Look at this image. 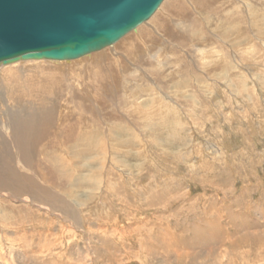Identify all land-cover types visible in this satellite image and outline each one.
Here are the masks:
<instances>
[{
  "label": "rangeland",
  "instance_id": "374dc122",
  "mask_svg": "<svg viewBox=\"0 0 264 264\" xmlns=\"http://www.w3.org/2000/svg\"><path fill=\"white\" fill-rule=\"evenodd\" d=\"M174 1L80 58L0 65V155L26 123L23 175L69 206L0 196V264H264V0ZM262 13L235 81L201 66V41L237 58L220 31Z\"/></svg>",
  "mask_w": 264,
  "mask_h": 264
},
{
  "label": "water",
  "instance_id": "95a60500",
  "mask_svg": "<svg viewBox=\"0 0 264 264\" xmlns=\"http://www.w3.org/2000/svg\"><path fill=\"white\" fill-rule=\"evenodd\" d=\"M163 0H0V64L72 60L112 45Z\"/></svg>",
  "mask_w": 264,
  "mask_h": 264
},
{
  "label": "bare ground",
  "instance_id": "6f19581e",
  "mask_svg": "<svg viewBox=\"0 0 264 264\" xmlns=\"http://www.w3.org/2000/svg\"><path fill=\"white\" fill-rule=\"evenodd\" d=\"M180 2L181 0H175L170 5V7L177 6L179 5ZM213 6H214L213 0H206L205 2L201 3L199 7L206 8V12L208 13L210 7H213ZM261 16H263V13L259 17L253 16L252 21L254 22V24L252 26L249 25L248 28H244L241 22L233 21L234 23H232V18H230L228 22L229 27H226L225 30L220 31V36L223 37L224 39H228L231 34L234 35V38L232 39V41L234 42L230 43L231 48H233V50H236V51H242V52H239L240 55L237 58H235V56L231 52H227L223 58L220 57L218 53L219 50L217 49V46L215 44L216 40L213 37L214 34L213 35L211 34L210 37L206 38L204 41H201L202 32H203V29L206 23L205 17L201 18L202 23L201 21L196 22V21L189 20L188 22L189 26L185 33L188 34V32L191 31L193 38L194 39L199 38V41H201V44H200L201 46L200 48H198V51L200 52L199 62L201 63V66H203L204 68H208L210 66H213L215 63H217L220 60L222 61L224 59H228L225 62H221V64L219 65V69L222 72H226L222 76L223 78L229 80L230 82L235 81L236 75H234V73H231L229 69L231 68L230 67L231 62L237 59V61L240 64H247V62L249 61V57L243 52L244 47L242 45L247 43L249 41V37L253 35L255 38L258 39V43L256 45L257 48H260L261 43L263 42V22H261L260 21L261 19H259ZM164 24H165L164 20H162L158 22L156 26L158 29H164ZM135 31H137V28L135 29ZM250 31H252V33H250ZM141 32L143 33L142 30ZM177 32H179V30L176 31V33ZM250 34H253V35H250ZM221 37H218V38L223 40V38ZM175 42L177 44L179 43L181 44L183 42L182 36L180 40H176ZM162 43L164 42L162 41ZM103 54L104 53L102 52V54L100 55L103 56ZM150 56L153 59H155L157 63H160L156 53H151ZM30 60H34V59H30ZM35 60H40V59H35ZM45 60H49V59H45ZM54 61H61V60H54ZM207 72H209V70ZM192 95L196 96L197 90L193 91ZM148 125H151V123ZM25 127H26V123L22 121L19 122L15 128L12 127L13 139H12L11 145L9 148L5 150V152L2 155H0V196L6 197V198L7 197L12 198V196H14L18 200L19 199L24 200L26 199L27 195H31V194L43 195V198L47 200V202H49V205H53L54 207H58L60 209L68 210L69 206L65 199H62L61 196L51 194L46 188L38 186L37 183L33 181L30 177H26L23 175L22 173L23 165L27 161V157L31 158V156L27 155V152H26L27 149L33 144L34 145L33 148L36 152V148H38L39 146V145H35L36 143L34 144V140L31 138L32 135L29 134V132L25 129ZM87 136L84 135L82 139L83 143L87 142L86 141ZM31 151L33 150L31 149ZM11 160H14L15 164H13ZM31 160L33 159L31 158ZM39 200L40 199L36 198V201H39ZM38 205L40 204L38 203ZM18 208L20 209V207Z\"/></svg>",
  "mask_w": 264,
  "mask_h": 264
}]
</instances>
